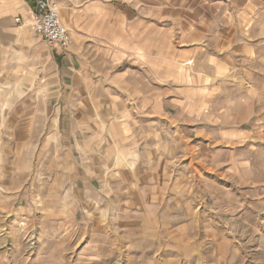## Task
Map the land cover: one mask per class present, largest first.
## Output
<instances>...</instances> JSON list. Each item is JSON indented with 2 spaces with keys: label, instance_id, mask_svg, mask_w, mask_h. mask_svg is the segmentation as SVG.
<instances>
[{
  "label": "rangeland",
  "instance_id": "1",
  "mask_svg": "<svg viewBox=\"0 0 264 264\" xmlns=\"http://www.w3.org/2000/svg\"><path fill=\"white\" fill-rule=\"evenodd\" d=\"M231 3L242 50L183 91L162 162L128 163L65 217L45 215L39 162L26 178L25 161H6L5 119L31 91L0 88V264H264V0Z\"/></svg>",
  "mask_w": 264,
  "mask_h": 264
},
{
  "label": "crops",
  "instance_id": "2",
  "mask_svg": "<svg viewBox=\"0 0 264 264\" xmlns=\"http://www.w3.org/2000/svg\"><path fill=\"white\" fill-rule=\"evenodd\" d=\"M54 1L69 50L30 29L36 0H0V83L9 84L0 88L31 91L5 119L16 139L6 161H25L26 178L41 164L53 193L45 215L61 218L128 163L162 162L168 136L186 122L183 91L235 55L244 23L231 0Z\"/></svg>",
  "mask_w": 264,
  "mask_h": 264
},
{
  "label": "built area",
  "instance_id": "3",
  "mask_svg": "<svg viewBox=\"0 0 264 264\" xmlns=\"http://www.w3.org/2000/svg\"><path fill=\"white\" fill-rule=\"evenodd\" d=\"M16 21L23 23L21 17ZM29 27L50 47L65 51L72 44L70 33L61 20L59 4L54 0H36Z\"/></svg>",
  "mask_w": 264,
  "mask_h": 264
}]
</instances>
